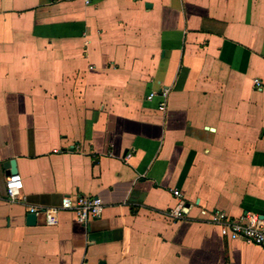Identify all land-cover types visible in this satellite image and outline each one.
I'll list each match as a JSON object with an SVG mask.
<instances>
[{"label":"crops","instance_id":"0c3cea01","mask_svg":"<svg viewBox=\"0 0 264 264\" xmlns=\"http://www.w3.org/2000/svg\"><path fill=\"white\" fill-rule=\"evenodd\" d=\"M89 1L0 0V264H264V0Z\"/></svg>","mask_w":264,"mask_h":264},{"label":"built area","instance_id":"2783aa9c","mask_svg":"<svg viewBox=\"0 0 264 264\" xmlns=\"http://www.w3.org/2000/svg\"><path fill=\"white\" fill-rule=\"evenodd\" d=\"M87 4L89 0H85ZM166 94L163 95L165 98ZM154 95L148 98L152 100ZM162 111L166 109V104L163 103L160 107ZM6 189L9 199L12 202L19 200L20 192L22 190V182L20 176H12L6 181ZM174 196L181 199L182 195L179 191L173 192ZM61 211H67L75 214L78 220L87 224L90 221L100 219L105 211V204L101 198L98 197H84L80 196L73 200L66 197L60 207L50 209L31 208V213L45 214L50 225L57 223V215ZM171 218L174 220H183L184 203L180 202L178 207L170 212ZM221 227L223 237L230 240H242L249 244H254L264 248V216L259 214H248L240 219H229L225 215H219L216 219Z\"/></svg>","mask_w":264,"mask_h":264},{"label":"water","instance_id":"95a60500","mask_svg":"<svg viewBox=\"0 0 264 264\" xmlns=\"http://www.w3.org/2000/svg\"><path fill=\"white\" fill-rule=\"evenodd\" d=\"M14 166V164H11ZM6 167H9V164L6 165ZM13 174L16 175L15 170L13 169ZM36 223V215L30 214L28 217V224L29 225H34Z\"/></svg>","mask_w":264,"mask_h":264}]
</instances>
